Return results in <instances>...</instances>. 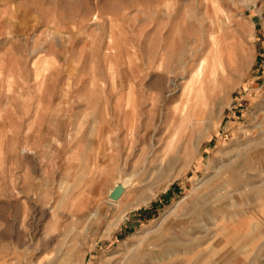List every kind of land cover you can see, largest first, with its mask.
<instances>
[{"label": "rangeland", "instance_id": "obj_1", "mask_svg": "<svg viewBox=\"0 0 264 264\" xmlns=\"http://www.w3.org/2000/svg\"><path fill=\"white\" fill-rule=\"evenodd\" d=\"M263 135L264 0H0V264H264Z\"/></svg>", "mask_w": 264, "mask_h": 264}, {"label": "bare ground", "instance_id": "obj_2", "mask_svg": "<svg viewBox=\"0 0 264 264\" xmlns=\"http://www.w3.org/2000/svg\"><path fill=\"white\" fill-rule=\"evenodd\" d=\"M216 39H217V41L219 40L217 37H213V40H215L214 42H216ZM218 55H220V57L223 55V50H220L218 53H217V55L216 56H218ZM214 58L216 59V57L214 56ZM187 61V60H186ZM213 61H215V60H213ZM219 61V60H218ZM216 62H217V60H216ZM205 59H203L201 62H200V64H198V67L196 68V70H198V73H197V75L199 74V72H200V70L202 69V67H204V65H205ZM219 63V62H218ZM217 63V64H218ZM38 64V63H37ZM214 64H215V62H214ZM213 64V66H215ZM33 65V64H32ZM185 67V66H184ZM216 67V66H215ZM36 68V67H35ZM214 69V68H213ZM45 71H47V67L46 68H41V69H39V70H37L36 71V79L37 80H41V76H42V74H44V72ZM44 76V75H43ZM25 78V77H24ZM200 78H201V76H200ZM200 78H197V76L195 75V74H192V76H191V78L188 80V82H187V86L185 87V89L184 90H190V92L191 93H193V91L195 90V88H202V87H204L203 85H202V81H203V79H205L204 78V76H202V80L200 79ZM169 79V78H168ZM171 80V79H170ZM204 82V81H203ZM172 83H174L173 82V80H172ZM169 84H170V82H169ZM202 85V86H201ZM186 90V91H187ZM200 90H202V89H200ZM203 90H204V88H203ZM200 92V91H199ZM197 93H198V91H197ZM202 102V101H201ZM186 104V103H185ZM197 104V103H196ZM136 111V110H135ZM130 113V112H129ZM129 116H127V118H128ZM129 131V130H128ZM134 132V131H133ZM131 133V132H130ZM264 136V135H263ZM132 140H134L133 139V134H132ZM145 137V136H144ZM255 137V136H254ZM259 138V137H258ZM258 138H256V139H258ZM136 139V138H135ZM125 140V139H124ZM131 140V141H132ZM255 140V139H254ZM260 140V139H259ZM262 140V139H261ZM255 142H256V140H255ZM262 142H264V141H262ZM122 144V143H121ZM132 144V143H131ZM128 145V144H127ZM258 144H256V146H257ZM122 147V146H121ZM129 147H131V145L129 146ZM120 150V149H119ZM128 151V150H127ZM120 152V151H119ZM123 152V151H122ZM260 152V151H259ZM239 155H241V154H239ZM237 156H238V154H237ZM119 158H121V157H119ZM237 161H240V159L239 160H237ZM246 161V160H245ZM248 162H249V160H248ZM237 163V162H236ZM236 165V164H235ZM250 165V164H249ZM232 166V165H231ZM234 166V165H233ZM232 166V167H233ZM243 166V165H242ZM229 167V166H228ZM239 167V165H237V168ZM229 169V168H228ZM241 169H242V167H241ZM232 170V169H231ZM242 171V170H241ZM219 172V171H218ZM225 172H227V171H225ZM234 172V171H233ZM232 172V173H233ZM249 172V171H248ZM239 173H240V171H239ZM246 174L245 172H241V174L242 175H244V174ZM236 176H238V175H236ZM232 177V176H231ZM234 177V176H233ZM241 176H239L238 178H240ZM255 177H257V175H251L250 177H244V178H240V179H236V181H234V184L232 185V184H230V185H232L233 186V188L232 189H230L229 187H228V185L227 186H225V188L226 189H224L225 191L223 192V194H216L215 196H214V198L213 199H215V202L214 203H216V206H215V209H214V211H212L214 214L213 215H211V219L213 220V224H216V225H219V223L220 222H222V221H224L225 219H232L233 217H234V215H236V212L232 209V207H230V205L231 204H233L234 202H235V200H236V197H237V194H240L241 193V195H242V197L243 198H240V199H238L239 200V202H240V204H242V203H244V206L246 205V204H249V201H250V196L248 195V194H246V191L243 189L244 188V186L247 184V182H249V180H250V178H252V179H256ZM251 179V180H252ZM229 180V179H228ZM227 180V181H228ZM263 182H264V180H263ZM224 183V182H223ZM250 184H251V182H250ZM252 184H254V183H252ZM252 187V186H251ZM251 187H249V188H251ZM247 188V187H246ZM248 188V190H250ZM218 189H219V187H218ZM223 191V190H222ZM216 192V191H215ZM215 192H214V194H215ZM217 192H219V190H217ZM250 192V191H249ZM213 194V193H212ZM213 194V195H214ZM209 195V194H208ZM257 195V194H256ZM245 200V201H244ZM208 201V199L207 200H205V202H207ZM244 201V202H243ZM200 204V203H199ZM239 204V203H238ZM242 211V213H247L248 212V209L247 208H245V207H243V209L241 210ZM217 213H219V215L217 214ZM185 216V215H184ZM203 216V215H202ZM197 218V217H196ZM200 219V218H199ZM202 220H203V218H202ZM205 220V219H204ZM203 220V221H204ZM193 221V220H192ZM195 221V220H194ZM201 221V220H200ZM202 222V221H201ZM205 222V221H204ZM185 223V222H184ZM194 223V222H193ZM170 224V223H169ZM191 224V223H190ZM190 224H188L187 226H188V229L186 228V231L184 230L183 231V233H184V236L183 237H179V236H177L175 233H174V235H173V232L171 231L170 233H169V235L171 236V237H169L170 238V243H169V245H168V247H171L172 248V244L173 243H180V245H183V247H186L189 243H194V245L195 244H197V245H199L200 243L198 242V241H194L195 240V233H197L198 231H201V229H203V228H205V229H210L209 228V226L211 225H209L208 223H199V225H198V223H196V225L197 226H195V225H193V226H195L194 228L193 227H190ZM212 224V225H213ZM211 225V226H212ZM185 226V225H184ZM192 226V225H191ZM180 229V228H179ZM201 232H199V234H200ZM168 234V233H167ZM168 235V236H169ZM188 235H191L192 237L191 238H186L185 236H188ZM194 237V238H193ZM159 238H161V237H159ZM166 238V237H165ZM199 238V237H198ZM162 239V238H161ZM160 239V242H163V240L164 239H162L161 240ZM200 240V239H199ZM156 241V240H155ZM151 242V241H150ZM156 243V242H155ZM164 244V243H163ZM196 246V245H195ZM171 248H169V250H167V251H164L166 254L167 253H172V252H170V249ZM172 250H173V248H172ZM169 251V252H168ZM158 254H159V252H158ZM171 256V255H170Z\"/></svg>", "mask_w": 264, "mask_h": 264}, {"label": "water", "instance_id": "obj_3", "mask_svg": "<svg viewBox=\"0 0 264 264\" xmlns=\"http://www.w3.org/2000/svg\"><path fill=\"white\" fill-rule=\"evenodd\" d=\"M122 191H123L122 186L121 185H117L112 190V192L110 194V197L113 198V199H117L121 195Z\"/></svg>", "mask_w": 264, "mask_h": 264}]
</instances>
